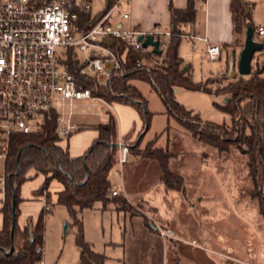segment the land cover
<instances>
[{"label": "trees", "instance_id": "1", "mask_svg": "<svg viewBox=\"0 0 264 264\" xmlns=\"http://www.w3.org/2000/svg\"><path fill=\"white\" fill-rule=\"evenodd\" d=\"M116 1L106 0L104 12L98 16L92 17L91 12L81 14L79 19L81 29L89 30ZM253 6L242 0H230L233 22L232 44L235 46L243 47L246 27L251 25ZM195 13L193 0H188L184 10L170 8L169 29L172 36L161 55H155L151 51L130 49L117 39L109 40L110 48L120 59L121 68L112 74L106 87L99 86L92 78L80 75L78 62L72 52L67 55L66 65L78 88L90 89L93 96L101 98L108 104L118 103L133 108L143 122L138 136L143 132L145 123L146 132L148 131L150 112L139 90L131 84L134 80L150 84L162 101L167 115L174 118L199 143L211 146L220 152H227L231 147L244 146L243 153L248 159V173L254 191H257L256 194H251L257 197L259 212L264 217V64L260 66L256 63L253 68L251 64L249 76L233 77L231 80H225L227 81L225 84L211 81L210 78L202 82H194L189 72L185 71L183 61L178 55V47L183 33L182 27L193 23ZM255 40L264 42V37L255 36ZM260 53L264 54V50ZM210 84L215 85L214 89ZM177 88L226 98L224 105L215 104V106L229 115L232 130L227 131L223 125L202 123L198 114L191 118L192 112L176 100ZM108 115L105 124L94 127L98 136L89 149L76 158H71L68 150L59 145L60 138L56 134L53 120L46 122L35 133L12 137L5 165L7 197L4 206L0 209L3 216L0 249L6 252L10 250L14 215L12 235L14 250L9 256L0 251V264H42L43 254H37L35 250L37 246L43 244L44 216L49 211L48 205L65 207L72 224L76 227L79 264H104V255L96 253L92 245L84 240L78 214L82 210L95 209L96 204H100L101 210H106L110 205L117 212L128 213L131 210L122 194L111 195L110 173L117 165L118 134L116 119L112 114ZM133 134L132 128L122 141H130ZM141 139L127 145L128 149L131 152L137 150L143 159L156 161L160 166L161 180L166 188L182 191V178L169 168L170 153L156 146V141L149 142L144 150H138ZM30 170L44 178L35 194H45V206L34 224L29 223L27 227L21 229L17 224L18 207L22 201L20 191L21 186L29 179L26 175ZM54 180L61 183L63 190L57 193L56 202L52 203L47 190ZM12 189L15 196L14 210Z\"/></svg>", "mask_w": 264, "mask_h": 264}, {"label": "rangeland", "instance_id": "2", "mask_svg": "<svg viewBox=\"0 0 264 264\" xmlns=\"http://www.w3.org/2000/svg\"><path fill=\"white\" fill-rule=\"evenodd\" d=\"M91 2L92 17L104 12L106 0H91ZM261 15L264 16V13L262 12ZM185 44L182 43L183 46ZM59 51L63 50L59 49ZM74 53L79 63H84V55L76 49ZM91 54L100 55L101 52L94 51ZM203 61L202 67H209L208 61L206 59ZM256 63L260 66L264 64V54L260 52L254 54L252 68ZM89 73L92 74L91 71ZM232 77H239L237 63L230 78ZM209 78L222 84L227 82L222 76ZM131 84L139 90L147 102V110L150 112L149 129L142 139V133L139 136L137 134L133 141L123 140V144L127 146L141 139L138 150L142 151L149 142L156 141V146L170 153L172 169L183 174L187 192L190 197H194L189 200L193 202V206L185 205V209L180 212L176 224L183 227L180 233L181 241H175L176 246H173V242L168 244L166 264H223L218 254L235 257L244 264H264V217L259 212L257 197L252 196L257 191H254L248 173V159L243 153L245 147H231L227 152H220L211 146L199 143L190 132L167 115L162 101L150 84L138 80L132 81ZM210 86L214 89L215 85L210 84ZM225 102L226 98L223 96L208 95L205 98L191 96L187 102L191 106L186 108L192 112L191 118L198 114L202 123L223 125L224 129L231 131L232 123L229 115L215 106V104L224 105ZM116 105L131 110L136 117L134 128L136 131L138 127L141 129L143 122L138 113L127 105L115 103L107 107L95 102L92 107L82 102L76 103L71 110H68V113L70 111L72 113L73 123L80 126L79 131L69 138L81 133L89 136L92 130L87 125L105 124L108 120V112L113 115L119 126V117L115 112ZM123 117L125 119L126 115L124 114ZM69 138L60 139L59 145L67 148ZM137 156L143 159L137 150L134 152L129 150L128 161L131 163H128L129 167L124 171L125 178L130 182L129 188L132 194H138L157 174H161L160 166L156 161L144 160L140 166L138 163L133 164L135 161L132 160ZM26 176L29 179L22 186L20 195L28 201L23 202L24 214L21 212L18 220L24 217L27 219V216L33 212L34 206V212L38 217L45 206V194H35L43 182L42 176L36 175L33 170H30ZM143 176L148 177L145 179L146 183H141L144 180ZM110 177L115 184H119L118 165L112 169ZM200 197L203 200L197 203L194 199ZM129 206L131 210L128 215L144 217L142 214L146 211L143 205L138 203ZM47 208L49 211L44 216L42 264H79L77 229L72 224L67 210L60 205H48ZM99 208L100 204H96L95 209L82 210L78 214L84 240L93 246L94 251L107 257V264H154L159 257L156 245L154 250H149L144 238L127 243L137 229L136 224L133 226V222L129 220V216L113 208L102 211ZM148 213L144 221L147 226L151 225L155 228L156 234L158 228L168 230L153 214ZM128 253L129 255H126Z\"/></svg>", "mask_w": 264, "mask_h": 264}, {"label": "built area", "instance_id": "3", "mask_svg": "<svg viewBox=\"0 0 264 264\" xmlns=\"http://www.w3.org/2000/svg\"><path fill=\"white\" fill-rule=\"evenodd\" d=\"M129 1L117 0L85 30L81 29L79 19L81 14L91 12V0H0V209L7 197L5 165L14 135L35 133L53 120L57 136L68 139L80 129L73 123L71 111L68 113L76 103L92 107L95 102L110 105L93 96L90 89L77 87L66 65L69 52L74 54L81 76L106 87L112 74L121 68L109 40L117 39L142 52L151 51V47L143 48L139 36L151 35L162 51L168 45L171 31L161 25L141 33L113 23L115 18L129 19V14L121 10L122 2ZM203 3L204 0H198L200 7ZM254 35L264 37V28L258 27ZM180 37L192 42L193 48L197 42H204L209 61L219 58L220 46L191 32H183ZM75 49L84 55V63H79ZM94 51L101 54L93 56ZM117 145V165L121 168L128 161L129 149L121 139ZM122 193V183L112 184V196ZM158 235L162 239L175 236L171 230L159 228ZM35 252L43 254V249L37 246Z\"/></svg>", "mask_w": 264, "mask_h": 264}, {"label": "crops", "instance_id": "4", "mask_svg": "<svg viewBox=\"0 0 264 264\" xmlns=\"http://www.w3.org/2000/svg\"><path fill=\"white\" fill-rule=\"evenodd\" d=\"M242 1L254 5L251 14V25L254 27V31L258 27L264 28V16L261 15L262 12L264 13V0ZM193 2L194 8L196 10L194 21L191 24L183 26L182 31L184 33L191 32L201 38L207 39L209 43L220 46L221 52L219 58L216 61L211 62L206 57V45L204 42H197L195 48H193L192 42L181 38V42L178 47V55L183 61L184 67L187 68L189 76L194 82H202L210 76H222L223 80L232 79L233 77H230L234 71L235 64L238 62V58L243 47L237 45L235 46L232 44L233 22L230 11V0H204V3L201 7L198 4V0H193ZM187 4L188 0H130L126 3L122 2L121 10L129 14V19L119 20L115 18L113 20V23L117 26H121L123 29H131L141 33H149L156 25H161L166 30H169L171 23L170 8L172 7L176 10H184L187 7ZM183 42L186 43L185 46L182 45ZM203 59H206L208 61L209 67H202L204 62ZM191 96L205 98L208 95L201 92L187 91L182 88L176 89V100L185 108L187 106H191L187 103ZM113 104H110L109 106ZM115 112L119 117V126L117 122L118 138L122 140V138H124L131 131L132 126L134 129V134L130 141H133L134 137L142 129V127L141 129L138 127L136 131V129L134 128L136 127L135 114H133V112L127 107L121 105L115 106ZM124 114L126 115L125 119L123 117ZM97 125L98 124L91 123L87 125V127H90L92 130L90 132L91 134L89 133V136H85V133H81L69 138L66 149L68 150L69 156L71 158L80 157L89 149L93 141L98 136L97 131L94 129V127ZM167 130L168 129L166 128L165 131ZM70 142H72L71 146ZM171 159L172 157L169 160V168L173 173L182 178V191L167 189L161 180V174H157V176L151 180L152 182H148V185L140 190L138 194H132L131 188H129L130 182L125 178L124 175L125 169L129 167L128 163L131 162L128 161L121 168H119V183H122L123 185L122 195L124 196L125 200L127 201V203H129V205L138 203L143 205L144 210L146 211L142 214L144 217L130 216L128 215V213H124L129 216V220L133 222V226H135L136 224L137 227L135 233H133L132 237L129 241H127V243H133L135 239L139 241L140 239L144 238L147 243L146 247L149 250H154L156 245L159 257L154 264L167 263L168 244L173 242V246H176L175 241H181L180 233H182L181 229L183 227H179L178 224H176L177 220H179L180 212L185 209V205L189 207L193 206V202L189 200L194 197H190L189 192H187L185 186L186 181L183 177V174L172 169L170 164ZM144 160L146 159H141L140 156H137V158L132 161H135L133 164L138 163V166H140L142 165ZM143 178L144 180H142L141 183H146L145 179H148V177L143 176ZM110 181L112 184H115L111 177ZM62 190L63 186L61 185V183L55 180L50 183L47 192L50 194V201L52 203L56 202L57 193ZM34 198L40 197L34 196ZM21 199L22 202L18 207L19 213L17 216V224L21 229H23L24 227H27L29 225V219L31 220L30 223L34 224L38 217L37 213L34 212V206L33 212H31V215L27 216V219L24 217V219L21 220L20 218V220H18L20 213L22 212V214H24L22 210L24 203L28 201V199L25 198ZM194 200L197 203H200L203 198H195ZM108 208L114 209L112 205L108 206ZM99 210H101V208H99ZM147 211L153 214L159 222H161L168 228V230H172L175 236L173 238L162 239L158 234H156L154 227H152L151 225L147 226L144 221V219L147 218ZM2 226L3 216L0 213V230L2 229ZM124 230H126V228ZM41 248L44 252L43 244ZM126 255H129V253ZM126 255H124V257ZM218 257L222 260L221 262H223V264H244L235 257H231L228 255L218 254ZM107 263V257H105L104 264Z\"/></svg>", "mask_w": 264, "mask_h": 264}, {"label": "water", "instance_id": "5", "mask_svg": "<svg viewBox=\"0 0 264 264\" xmlns=\"http://www.w3.org/2000/svg\"><path fill=\"white\" fill-rule=\"evenodd\" d=\"M139 41H142V47L148 48L151 47V52L155 55H161L162 50L159 49V44L157 41L153 40V37L151 35H147L143 38V36L138 37ZM264 50V42H260L255 40L254 36V28L252 25H247L245 30V37H244V43L243 48L240 52L238 62H237V74L240 77H247L251 74V61L255 53L261 52ZM185 71L187 72V68H185ZM147 124L145 123V128L141 134V137L146 132ZM139 140H137L138 142ZM118 146V145H117ZM15 207V196L14 191L12 189V209L14 210ZM12 227H11V237H10V250L6 252L5 250L0 249L5 255L9 256L13 253L14 245H13V230H14V224H15V216L12 217Z\"/></svg>", "mask_w": 264, "mask_h": 264}]
</instances>
